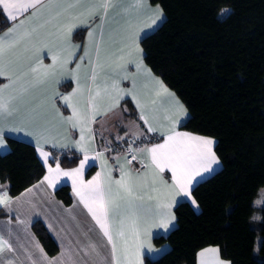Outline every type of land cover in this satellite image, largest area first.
Returning a JSON list of instances; mask_svg holds the SVG:
<instances>
[{
	"label": "crops",
	"instance_id": "0c3cea01",
	"mask_svg": "<svg viewBox=\"0 0 264 264\" xmlns=\"http://www.w3.org/2000/svg\"><path fill=\"white\" fill-rule=\"evenodd\" d=\"M100 2L41 0L36 8L17 12L16 20L1 6L9 26L0 32L5 41L0 52V97L7 104L0 118V155L11 152L9 139L28 143L36 148L45 175L15 197L9 193V184L0 179V197L9 201L0 203V240L11 248L0 251V264H145L147 258L157 260L171 250L169 244L156 246L154 240L176 229L175 208L188 202L199 212L198 204L192 203L193 189L222 168L215 153L216 140L181 129L190 118L188 110L144 61L141 42L165 22L162 8L150 0H142V4L114 0L116 7L105 15L97 6ZM79 33L81 37L76 36ZM176 102L182 106L179 113ZM150 126L156 131H149ZM170 128L214 142L218 163L195 177L190 197L169 194L166 185L172 183V172L159 171L147 152L165 142ZM146 136L157 140L137 149L140 170H135L123 151H111ZM41 153L48 154L47 161ZM63 155L79 156L80 161L74 168H63ZM85 156L88 159L79 177L61 175L51 184L44 180L49 167L55 169L58 164L61 171L71 172L80 167ZM91 169L94 171L87 176ZM98 174L101 182H112L113 190L114 181L127 174L124 178L132 180L135 195L140 197L134 201L135 223L125 219L123 236L118 234L120 218L113 223L110 217L115 254L76 195L81 181L87 184ZM64 186L70 188L71 205L56 197V191ZM263 195L261 190L257 208L264 207ZM160 203L171 204L174 219L161 220L157 214ZM37 222L56 243V255L45 250L34 230ZM207 249L217 251L201 257ZM218 262L231 264L221 257L218 247L197 254V264Z\"/></svg>",
	"mask_w": 264,
	"mask_h": 264
},
{
	"label": "trees",
	"instance_id": "16d2710c",
	"mask_svg": "<svg viewBox=\"0 0 264 264\" xmlns=\"http://www.w3.org/2000/svg\"><path fill=\"white\" fill-rule=\"evenodd\" d=\"M150 2L166 20L142 40L144 61L188 110L181 129L216 140L222 168L193 189L199 212L188 202L175 208L176 229L154 240L171 250L145 264H197L207 247H218L231 264H264V207L255 206L264 189V0ZM8 26L0 6V32ZM8 143L11 152L0 155V179L15 197L40 181L45 167L34 146ZM79 161L63 155L60 165L74 168ZM56 197L72 203L68 186ZM34 230L47 253L56 255L43 225L37 222Z\"/></svg>",
	"mask_w": 264,
	"mask_h": 264
},
{
	"label": "snow or ice",
	"instance_id": "6c2138e0",
	"mask_svg": "<svg viewBox=\"0 0 264 264\" xmlns=\"http://www.w3.org/2000/svg\"><path fill=\"white\" fill-rule=\"evenodd\" d=\"M137 2L138 4H142V0H137ZM40 4L41 0H28V2H20V0H0V6L3 7L6 15L12 20L18 18L16 15L17 12L22 13L29 8H36ZM97 6L103 8L106 15L110 9L116 7V3L114 0H101ZM226 11L228 10H222V12ZM153 23H155V21H153ZM70 34L71 27L68 29V35L70 36ZM92 36L93 32L90 31L89 37L91 38ZM4 43V39L0 38V52L3 50ZM12 43H14V41H12ZM53 59L55 60V57H53ZM0 74H3L2 70H0ZM2 91L3 90L0 89V92ZM164 91L167 90L164 89ZM69 99L70 98L67 96L64 97L65 102H68ZM176 110L177 113L182 111V106L179 105V102H176ZM5 111H7V104H5L2 97H0V118H2ZM143 118L144 117H142V119ZM145 123H147V120H145ZM148 130L156 131V129L151 126ZM168 131L171 134H167L165 142L148 148L147 152L151 154L152 163L159 171L162 172L164 169H169L172 172V183L166 185L169 194L173 198L181 195L190 197V185L195 177L200 175L201 171H210L211 165L218 163L212 150L214 142L211 139L175 132L174 128H170ZM81 139H83V136ZM0 143H2V141H0ZM41 154L47 161L48 154ZM87 159V156H85L80 167L71 172L61 171L58 164L55 169L49 167V175L45 176L44 180L51 184L61 175L79 177ZM132 159H135V156H133ZM125 175L127 174H122L121 179L114 181L116 185L115 190L111 187V181L107 183L101 182L99 174L87 184L81 181L80 188L76 190V195L84 202L85 207L88 209L89 213H91L93 220L99 226L103 236L107 237L108 242L112 244L113 254H115L116 245L113 242L112 230L110 228V217L113 223H115L116 218H120V231L118 234L123 236L125 219L131 218L133 223H135L136 205L134 201L140 198L135 195V185L132 180L130 178L125 179ZM161 182L163 183V181ZM0 203L7 204L9 201L4 197H0ZM192 203L195 205V200H193ZM170 208V203L158 204L157 214L162 221H167L169 218L174 219V216H171ZM164 227H167V223H164ZM5 248L9 251L11 250L7 242L0 240V251H3ZM92 251H95V246H92ZM216 251V249H207L205 252H201L200 255L201 257H204L207 253L215 255Z\"/></svg>",
	"mask_w": 264,
	"mask_h": 264
},
{
	"label": "built area",
	"instance_id": "2783aa9c",
	"mask_svg": "<svg viewBox=\"0 0 264 264\" xmlns=\"http://www.w3.org/2000/svg\"><path fill=\"white\" fill-rule=\"evenodd\" d=\"M156 140L157 139L152 136H146L143 139L130 141L125 145L113 147L111 151H123L127 156L130 164L135 168V170H140V165L137 160V149L144 145L151 144ZM133 156H135V159H132Z\"/></svg>",
	"mask_w": 264,
	"mask_h": 264
},
{
	"label": "rangeland",
	"instance_id": "374dc122",
	"mask_svg": "<svg viewBox=\"0 0 264 264\" xmlns=\"http://www.w3.org/2000/svg\"><path fill=\"white\" fill-rule=\"evenodd\" d=\"M228 13H229V11L222 12L221 16L224 17V16L228 15ZM128 125H129V123H127V126H128ZM127 137H132V136H127ZM124 138H126V136H125ZM262 192H264V189H262ZM262 203H264V195H263V197H262ZM256 205H257V204H256ZM256 219H257V217H256Z\"/></svg>",
	"mask_w": 264,
	"mask_h": 264
}]
</instances>
